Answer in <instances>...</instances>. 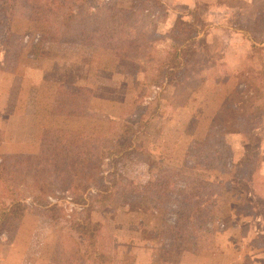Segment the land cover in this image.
I'll use <instances>...</instances> for the list:
<instances>
[{"label":"rangeland","instance_id":"374dc122","mask_svg":"<svg viewBox=\"0 0 264 264\" xmlns=\"http://www.w3.org/2000/svg\"><path fill=\"white\" fill-rule=\"evenodd\" d=\"M161 1L162 7L138 15L131 0H114L99 14L111 19L95 44L44 42L39 62L54 61L50 74L9 79L15 87L4 106L10 114L22 111L24 120L0 128V210L22 200L27 211L12 240L0 235V264H55L59 234L73 219L109 244L106 264H122L128 256L133 264H264V0ZM11 24L3 33L5 39L10 33L5 49L13 70L21 41H37L51 27L59 32L60 16L17 5ZM126 30L136 41L120 56L114 47L130 39ZM183 59L182 73L169 74ZM77 82L93 92L88 115L52 114L59 86ZM129 117L143 123L136 125L139 150L117 166L127 193L116 206L101 203V191L115 178L107 176L108 159L99 160L98 179L88 188L83 180L56 178L51 164L60 129L107 134L112 120ZM211 124L218 125L215 135L222 129L228 161L191 170L190 145ZM148 152L157 164L147 163ZM159 167L181 179L199 174L215 201L213 221L189 242L163 236L164 206L152 211L144 189L135 193L129 186L144 181L149 168L161 174Z\"/></svg>","mask_w":264,"mask_h":264},{"label":"trees","instance_id":"16d2710c","mask_svg":"<svg viewBox=\"0 0 264 264\" xmlns=\"http://www.w3.org/2000/svg\"><path fill=\"white\" fill-rule=\"evenodd\" d=\"M88 1L90 0H0V40L5 39L3 33L5 28L12 29L11 23L15 7L22 5L60 16V31H54L53 27L49 28L37 40V47L44 42L60 41L93 45L104 30L103 22L111 19L110 16L100 18L99 14L103 8L107 9L112 6L114 0H101V3L100 0H97L99 2L95 5L86 4ZM162 6L161 0H131L129 8L134 9L138 15H147L148 12ZM127 30V38L130 39L122 41L121 45L117 44L114 47L120 56L127 55L126 51L134 49L136 40H132ZM180 54L177 53L176 59H179ZM187 62L188 59H183L180 64L173 63L168 73L178 74L185 68ZM58 90L59 93L52 103V114L88 115L90 99L93 95L91 89L61 84ZM130 117L123 121L112 120L113 126L111 125L107 134L60 129L56 137L51 164L56 178L69 179V181L71 179L70 184L77 180L81 182L83 180L84 184L81 182L80 184L84 188H88L98 179L95 173L100 169L99 160L101 159L100 161L103 163L108 159L110 163L106 165L112 170H107V176L115 175V178L110 180L109 187L107 186L101 191V203L108 202L109 205L116 206L114 201L127 193V186L121 182L125 179L124 172L120 171L117 166L128 161L132 154L139 150L137 135L140 133L139 128L141 127L138 128L136 125L142 124L143 121L133 120ZM214 127L216 128L218 125L211 124L205 137L203 139L195 138L190 145L187 154H192L193 158L186 159V164L192 163L189 169L194 170L197 166H207L212 160L220 161L223 164L227 163L228 157L225 154L227 143L221 139L222 135L218 132L222 129H216L215 135ZM228 150L229 147L226 149V153ZM151 153L148 152L149 156L146 160L147 163L155 165L158 162L156 163V159L151 156ZM97 162L98 167L96 168ZM237 167L240 166L237 165ZM159 168L162 170L161 174H153L149 168L144 181L134 184L128 180L129 186L134 188L132 192L135 193L144 189V193L149 195L147 200L153 203L152 211H157L164 206L162 224L165 225L166 230L161 232L163 236L166 235L167 238L182 243L189 242L199 229H204L213 221L215 201L203 191L204 180L199 174L185 175L183 178L185 180H183L180 178L179 172L176 171L174 176L168 168ZM101 172L103 173L102 165ZM107 176L102 174L101 182ZM173 176L175 178L171 179ZM117 191L120 195L118 197L116 196ZM43 195L47 194L43 193ZM49 206L53 209L56 208L54 205ZM26 211L27 205L22 200H16L2 207L0 210V235H6L12 240ZM75 233L77 236H74ZM109 248V244H106L102 237L98 238L97 230L94 227L82 220L73 219L62 227L51 260L55 264H86L90 262L106 264L111 256ZM121 263L133 264L134 258L128 256Z\"/></svg>","mask_w":264,"mask_h":264},{"label":"crops","instance_id":"0c3cea01","mask_svg":"<svg viewBox=\"0 0 264 264\" xmlns=\"http://www.w3.org/2000/svg\"><path fill=\"white\" fill-rule=\"evenodd\" d=\"M20 33L22 34V32ZM9 34L10 33H8V35L6 36L7 37L6 39L0 40V43L2 44L0 47V105H2V107L0 108V119L2 123L0 125L1 129H4V127L8 125L7 122L10 120H14V119H17L19 121L24 120L23 119L24 116L20 115L22 111L18 110L16 113L10 114L9 104H6V106H4V103L7 100L5 98V95H9L11 93L10 92L11 89L15 87V85L13 84L11 85L9 79L12 77H13L12 78L13 80L17 78L18 79L22 78V81H23V79L25 78V75H28L29 73H31V75H34L35 73H39V72L40 74H36L35 76L44 78L43 74L45 73L50 74L51 70L54 68L53 60H52L53 62L47 63V64L39 62L41 49H43L42 45L44 43L37 47L36 46L37 41L33 40V38L30 40L29 38V40H27L24 43L21 41L22 50H20V53H18L19 55H18V59L16 60L15 69L10 70L8 68V64H9V61L11 60V55H10V52L6 51L5 49L6 44L8 43ZM30 44H33V47H31ZM34 48H35V51H33ZM27 57H28V61H27ZM82 85L84 84H79V82L75 84V86H82ZM17 102H19L18 99H17ZM14 103H15V100H14ZM33 112H35V110H33ZM33 123L36 125V122H33ZM19 127L25 128L23 124L19 125ZM40 128H41V125L37 127V130H39Z\"/></svg>","mask_w":264,"mask_h":264}]
</instances>
